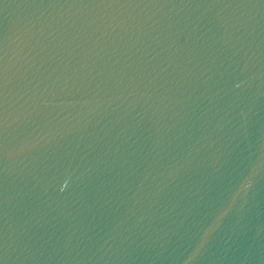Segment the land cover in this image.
Instances as JSON below:
<instances>
[{
  "label": "water",
  "instance_id": "obj_1",
  "mask_svg": "<svg viewBox=\"0 0 264 264\" xmlns=\"http://www.w3.org/2000/svg\"><path fill=\"white\" fill-rule=\"evenodd\" d=\"M0 264H264V0H0Z\"/></svg>",
  "mask_w": 264,
  "mask_h": 264
}]
</instances>
